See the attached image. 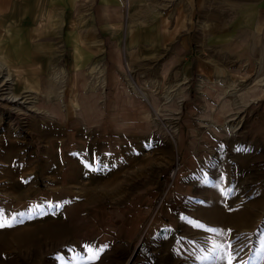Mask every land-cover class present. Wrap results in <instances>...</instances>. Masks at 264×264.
I'll list each match as a JSON object with an SVG mask.
<instances>
[{
  "label": "rangeland",
  "instance_id": "374dc122",
  "mask_svg": "<svg viewBox=\"0 0 264 264\" xmlns=\"http://www.w3.org/2000/svg\"><path fill=\"white\" fill-rule=\"evenodd\" d=\"M258 1L0 0V264H264Z\"/></svg>",
  "mask_w": 264,
  "mask_h": 264
},
{
  "label": "crops",
  "instance_id": "0c3cea01",
  "mask_svg": "<svg viewBox=\"0 0 264 264\" xmlns=\"http://www.w3.org/2000/svg\"><path fill=\"white\" fill-rule=\"evenodd\" d=\"M152 1L153 0H128V3L132 7H136V5H138V3L147 5V4L152 3ZM171 1H173L174 3H177L176 0L175 1L174 0H171ZM207 1H210V0H203V4L209 3ZM99 2H101V8H100V10L95 11L97 13L96 14L97 19H98L97 22H99L102 27L105 24V26L107 28L108 27H118V28H121L122 27L121 21L118 20V17L115 18V19L110 18V20H109V17H110V15H112L111 13L117 14V13L120 12L121 9H120L119 6H122V0H99ZM180 2H181V0H180ZM195 2H196V4H195ZM187 4L188 5H191V8H189L190 11H192V12L199 11V7L197 6L198 0H193V2H191V3L190 2H187ZM132 9H135V8H132ZM177 9H179V8H177ZM177 9L175 11H177ZM254 9H255V11L257 12V14L260 17H263V21H264V0H259L258 1V4H256V7H254ZM187 19H186V21H187ZM135 21H137V20H135ZM148 25H149V22H147L145 24V26H148ZM138 27L140 28L141 26L138 25ZM177 29H178V24L175 21L174 27L171 28V36H174L175 35L174 32H173V30L177 33V31H176ZM180 33H182V32H180ZM149 35H153V33H149ZM155 38H156L155 36L149 37V39H152V41H150L149 43H154L155 42ZM156 41H158V39H156Z\"/></svg>",
  "mask_w": 264,
  "mask_h": 264
},
{
  "label": "snow or ice",
  "instance_id": "6c2138e0",
  "mask_svg": "<svg viewBox=\"0 0 264 264\" xmlns=\"http://www.w3.org/2000/svg\"><path fill=\"white\" fill-rule=\"evenodd\" d=\"M24 216V213H20L17 216H13L11 217V219L9 220L6 216L5 213L3 212V210H0V227H5V226H11L12 223H17L20 222V220H22ZM215 231V230H212ZM106 247V246H105ZM214 247L216 248H223L225 255L227 257L226 259V264H233L234 261V257H232L229 254V250L231 249V245H226V246H221V245H215ZM103 249H99L97 250L94 254H93V260H95L96 258H98L100 251H102Z\"/></svg>",
  "mask_w": 264,
  "mask_h": 264
},
{
  "label": "bare ground",
  "instance_id": "6f19581e",
  "mask_svg": "<svg viewBox=\"0 0 264 264\" xmlns=\"http://www.w3.org/2000/svg\"><path fill=\"white\" fill-rule=\"evenodd\" d=\"M2 71V70H1ZM101 72V71H100ZM96 75V74H95ZM10 80V78H8V77H2V81H6V82H8ZM102 82H104V80H102ZM102 84H104V83H102ZM102 87H104V86H102ZM87 89V88H86ZM92 91V90H91ZM229 94H230V96H240L238 93H237V91H235V89L234 90H231L230 92H229ZM220 95V94H219ZM221 98H223V95L222 96H220ZM178 102L179 101H181L182 100V97L181 96H178ZM2 99H6V100H10V101H19L20 100V98H18V97H16V96H13V95H7V96H4V97H2ZM170 100H171V98H170ZM227 106V102H223L222 103V105H221V107H220V109H219V111H218V113H219V115L218 116H222L223 114H225V113H223V109H224V107H226ZM77 110V109H76ZM226 128V131H228V132H233L234 130H235V127H225ZM167 133V132H166Z\"/></svg>",
  "mask_w": 264,
  "mask_h": 264
}]
</instances>
